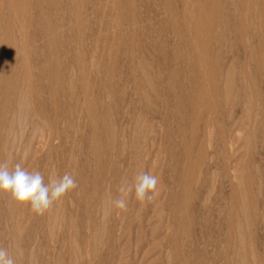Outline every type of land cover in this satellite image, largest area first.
<instances>
[{"label":"rangeland","instance_id":"374dc122","mask_svg":"<svg viewBox=\"0 0 264 264\" xmlns=\"http://www.w3.org/2000/svg\"><path fill=\"white\" fill-rule=\"evenodd\" d=\"M135 1L141 4H136L137 6L133 7L134 13L137 15L135 19L137 21L139 18L141 19L138 24L140 25L145 22V26H150L151 23H146V20L150 18L151 22L154 23L152 27L154 25L155 28L157 27L156 30L148 26L149 31L151 29L153 30H151L152 32L150 31V34L152 33L151 36L156 33L153 36L156 41L152 39V43L150 40L148 43L153 46L159 44L157 48L156 46L153 48L152 45L147 44L148 39L144 36L145 40L142 36L140 37V39H143V43H145L142 44V39H138L140 35L138 36L137 32L134 33L132 26L129 27L131 29L129 32L131 37L135 35L133 43L136 42L135 46L140 45L135 47L133 46L132 40H130L131 43L126 40H129L130 37L127 35L129 32L124 31V28H127L128 25L126 18L124 16L123 18L122 15L125 14L123 11H127L130 7L128 0H117L116 2L117 8L115 15H120L122 20L124 19V22L122 20L121 22L119 19L121 22L119 23L120 31H118L119 27L116 28V25L109 32L111 33L108 36L109 40H112L111 37L115 40L112 48V61L111 57L108 60L107 56H102L104 49L102 50L103 44H101V40L103 38L97 42L94 41L96 40V35L99 33L97 26H100L99 28H102L101 25L104 26L100 22L104 19V16H102L101 12L97 13L92 4H88L89 2L87 1V3L84 2V9H81V13L83 12V16L81 15V17H88V22L84 30L86 31L84 33V39L88 43L84 40L85 42L82 46L83 52H85L84 60L88 59V63L87 61L85 62L87 69L85 72L86 75L84 74L83 78L80 79V72L75 63L77 61L74 56V49L70 48L73 45L69 44L66 39L64 43L63 39V45L59 46V60L63 63L62 68H67L73 76L74 91H78L77 93L80 96H82L81 89H84L87 94L89 93L86 103L96 115H94L97 118L95 125L89 121L90 119L86 116V111L80 112L81 114L79 112H73L74 119L68 120L74 103L68 99L70 90L67 87L64 88L63 84V87L61 85L60 88H64L66 91L61 89L58 94V98H62L60 99L62 104L57 103L55 105L54 99H52V96L50 97L49 89L46 87L48 83L44 79L45 74H40L38 70L35 71L38 67L44 65V63L42 64V61L44 62L42 57L46 54L40 56L41 58L38 59L40 62L35 60L36 62L34 61L31 62V65L29 64L30 67H34L31 69L35 71L37 77H44L39 80L34 75L33 83L36 87V83L38 82L36 91H38L42 105L46 103L43 105V107L45 106L44 114L41 115L36 110V107L33 106V99L31 105V111L33 112L30 111L31 116L33 117L35 114L34 116L38 117L39 120L34 118L40 122L44 118H47L48 122L45 119L44 121L49 124L52 122L51 124L53 125H49L52 132L59 128L64 133L59 130L54 132L56 134L58 132L63 134H54L56 136L52 141L51 147H46L41 142V146H43L40 147V144L37 143L40 153H38L39 155L37 153L35 154V156L37 155L35 159V156L32 155L33 152H29L28 154L26 152L25 157L21 156L22 152L17 153L22 160L21 158L19 160L18 155L16 156V152H14L15 156L14 154L12 155L11 159H13L10 160V166H14L15 163L20 161L19 163L22 162L23 167L26 165L25 168L29 171L33 169L40 170L44 174L46 182L50 174L62 176L66 172L73 173L79 186L77 189L69 192L59 202L55 203L53 207L59 206V213L57 221L53 224L48 223L49 217L47 216V212L43 215H37L31 212L29 207L20 206L23 211L16 204L15 206L17 208L19 207L23 214L20 211L21 216L19 214L16 219H8L10 218L9 216L7 218L9 198L6 195H0V246L7 247L11 254H15V250L18 247L23 249L24 255L22 258H17V264H235L236 261V264H238L240 262L238 254H240L239 257L241 260L244 257L246 258L243 261L244 263L247 262L246 264H264V71H258L257 60L255 61V59L249 57L250 52L248 53L249 47L255 45L254 48H257L258 51L264 42H259L256 36H251L249 38L250 43L252 42L250 44L251 46H244L242 43L245 44L246 41H239V43L236 42L233 46H223V49H219L222 54L224 53V56L221 55L220 65L225 68L229 64H234L238 68L240 75L239 77L238 75L236 76L237 81H235V85L237 87L239 84H236V82L240 81L239 78L245 81L246 85L250 87V91L253 88V91L248 94L254 95L251 96V99L255 102H251V107L253 108H251L253 111L251 115L254 118L249 119L250 122L248 119L245 122L248 123L247 125L249 127L245 125L242 127L243 129H240L241 131H238L245 138V141L243 138L237 144V151L233 154L226 155L220 151L219 136H222L223 133L225 135L228 133V126H230V123L234 119L238 120L242 118L244 104L240 101V103L236 102L231 106L229 105L231 108L226 105L227 108L224 104L225 107L221 104L220 100L217 102L216 99H219L220 96L219 90L214 94L209 85L211 81V76L209 77V75L211 73L208 74V72H210L211 65L208 67L210 63L208 58L201 57L200 62L196 61L197 59L195 60L196 62H193L194 60L192 58L184 57L186 58L184 59L183 56L179 57V55V59L174 54L187 49L186 37L182 38L183 32L185 31L181 30V28L183 29L182 22H184L183 5L185 4V0ZM188 1H191L190 3L192 4L195 2V0ZM57 3L51 9L48 7L45 8L44 3L43 11L44 13L46 12V15L43 17L45 20H55L56 24L60 27L64 26L63 28L70 29L72 24L75 25L73 21L70 22L71 13L69 14L70 11L68 10L70 9V0H57ZM158 3L160 4L157 9L156 5ZM180 13L182 16V18L180 17L182 19L181 21H179L180 19L178 20ZM91 14L92 17L90 16ZM140 14L141 16H138ZM120 16L118 18H121ZM159 17L169 22V24H160L159 21L162 19ZM95 21L99 24L96 25L94 23ZM176 21H179V23H176ZM122 23H125L127 26H123L124 24L122 25ZM180 23L182 26H178ZM63 28L62 30L65 31ZM158 29L160 34L158 33ZM95 30H98L97 33ZM161 30L163 33L160 32ZM122 31L125 33H122ZM233 33V36L236 35ZM122 35L123 37L124 35L127 36V38L125 37L126 41L123 40ZM136 35L138 38H136ZM232 35L231 37H233ZM90 39L94 40L90 42ZM122 41L129 42L130 44L126 43L125 45ZM93 42L95 46L97 45L96 47ZM42 44H45L44 39H42ZM66 44L71 46H67ZM90 44H92V47ZM160 44L162 46L165 44V50L163 48L164 46L162 47ZM114 50L118 52L116 53ZM140 50L141 52H139ZM132 52H135V56L137 55L136 57L133 56L135 59L132 57ZM148 52L151 58H149L150 55ZM122 54L127 56L124 55L125 57L123 58ZM141 54H145V56L143 57ZM63 56L66 60L63 59ZM141 56L144 58L146 66L152 65L151 69L149 66L147 68L155 76L153 78L154 76L151 75L154 83H156L155 89L159 92L155 91L160 94V98H158L157 96L159 95L156 93L153 102L154 106L152 105L153 110H151L152 108L149 110V107H146V105L144 106V103L139 101V95H137L140 76L136 72V62L134 63L133 61H137V59L143 60ZM146 56L149 57L146 58ZM250 58H252V61ZM96 60L101 62L97 64ZM105 60H108L106 65L108 70L111 68L107 75V77L109 76L108 79L107 77L106 79H102L105 78L103 77L105 74L103 72L101 73L102 61ZM109 61L111 64H108ZM147 62L150 64H147ZM208 68L209 71H206ZM201 71H205V73L203 72L204 74L201 73V77L199 76L201 81L203 79L205 82V77L207 81L210 78V81L208 83L206 81L204 87H201L203 90L205 89L201 93L203 95H201L202 99L200 101H202H199L200 104L198 102L196 104L191 101L196 96V94H193V92L195 93L197 91L196 84L194 83H196V78L198 80V74ZM63 74L62 72V77L64 76ZM192 79H194V83ZM42 85L47 89H44ZM0 93H2L0 95V102L2 103L5 99L3 97L5 93L2 87ZM49 98L50 100L52 99L51 102ZM219 110L222 112H219ZM227 111L229 114L226 113ZM45 112L50 114L47 115ZM62 114H65V116ZM138 117L143 118V120L145 119V124L148 123V130L152 128L155 131L156 135L151 134V131L148 133L150 137L149 143L147 144L149 158L152 157L155 161L152 159L148 163L141 162L142 166L139 165L140 162L136 165L137 168L141 167L143 171L151 172L159 177L160 182L158 187L160 194L152 202L143 205L134 199V195L129 196L126 198L128 202L127 210H116L111 207L110 201L120 195L117 188L121 180L127 178L131 181L135 174L141 171V168H138L136 171L133 168L136 167V160L131 155L133 152H130L132 151L130 148L133 147V143H130L131 140L132 142L138 143L140 140L143 142L142 139H146H139L134 133L136 130L135 121ZM73 120L76 122H73ZM69 121L73 122L72 125L75 126L73 130L69 127ZM111 122L112 127L116 126L115 129L118 133V136L116 133L117 137L114 140L116 142L115 144L118 146L120 142L123 146L125 145L122 147L121 152H118L119 150L115 147L116 145L114 147L117 151L113 150V143H110L113 152L109 149L111 137L108 138V136H110L109 127L111 126ZM106 125L109 126L106 127ZM29 127L31 129V124L25 130L26 132H24L25 139H28L31 134ZM133 134L138 138L137 140ZM154 137H156L155 140ZM121 140H124V142H121ZM153 140L154 143H152ZM92 143L98 144L101 149L100 154L102 153V155H99V158H95L92 153ZM130 144L132 145L131 147L129 146ZM118 147L120 148V146ZM109 156L116 163V167H112L114 163H111L112 159ZM144 159H146V155ZM30 161L34 163L31 165ZM241 195L245 196L247 208H250L252 211L248 210V213H245L242 210L239 202ZM241 217L243 221L241 223L244 225L238 223ZM244 217L245 219H243ZM18 218L21 220V222H18V227H20L18 234L22 242H18L20 246L17 247L14 240V245L12 243L9 229H11L12 223H15L14 220L19 221ZM245 220L249 225L245 223ZM21 224H23L22 227L20 226ZM238 230H241L240 233L243 232L240 235H243L246 239L243 238L242 241L240 240V235L237 234L239 233L237 232ZM243 240H245V243H243ZM242 247L245 249L244 251Z\"/></svg>","mask_w":264,"mask_h":264},{"label":"bare ground","instance_id":"6f19581e","mask_svg":"<svg viewBox=\"0 0 264 264\" xmlns=\"http://www.w3.org/2000/svg\"><path fill=\"white\" fill-rule=\"evenodd\" d=\"M86 1L89 2L88 4H92V6L96 9V12L97 13L98 12H101L102 13V16H104V19H102L103 18L102 17L101 18L102 20L100 21L101 24H103L104 26L101 25L102 28H99L100 26H97L98 27V30H99V33L96 35V40L90 39V42H91V40H94V41L97 42L99 39H102L103 38L101 40L102 43L99 41L101 44H103L102 45L103 46L102 50L103 49L104 50L102 52V56H104V57L107 56L108 57V60H109V57H111V55H112L113 43L115 41V40H113L112 37H111L112 40H109V37L108 36H109V34L111 35V33H109L110 32V29L113 28V27L115 28V26L117 25L116 28L119 27V30L118 31H120V26H119L120 24L119 23H121L122 21L124 22V19L122 20V17L123 16L126 18V23L128 25L127 26V25H125V23H122V25L124 24L123 26H127V28H124L125 29L124 30L125 32L126 31L129 32V30H131L129 27L132 26L133 29H134L133 30L134 33L137 32L138 33L137 35L138 36L140 35L139 38L136 35L137 36L136 38H138L139 40L142 39V38L140 39L141 36L142 37L144 36L146 39H148V41L146 40L147 41V44H150V43H148L149 40L150 41L152 39L155 40L153 38V36L156 33L151 36L152 33L150 34V31L153 28L156 29L157 27L155 28V25L152 27V24H154V23L151 22L150 18H148L146 20V23H148V24L151 23L150 26L152 27V29L150 31H149V27H150L149 25L146 24L147 26H145V24H144L145 22H144L143 24L141 23L140 24L141 26H140L138 24V22H140L141 19L139 18L138 21L135 19V16L137 17V15H135L136 13H134L135 11L133 10V7H136L137 6L136 4H139L138 2L136 3L135 0H128L130 7L127 9V11H123L126 15L125 14L122 15V17L120 15H115V11H116V8H117V6H116L117 0H70L69 8L71 10L68 9L70 11L69 14L71 13L70 14L71 15V21L70 22L73 21L74 24H75V25L72 24V26H71L72 28L70 27V29H65V28H63L64 26L63 27L62 26L60 27L58 24H56V21L55 20H52L51 21L49 19V17H48L49 20H45V18L43 17V16L46 15L45 14L46 12L44 13V11H43L44 5H45V8L48 7L49 9H51V8L54 7L55 4H58L57 3V0H0V75H1L0 76L1 77L0 78L1 79V81H0V89L2 87V89L4 90V93H5L4 96L2 95L3 97H5V99L3 100L2 103L0 102L1 103V105H0V162L7 161L9 163V165H11L10 160L13 159V158L11 159V157H12L13 154L15 156V153L14 152H16V156L18 155L17 153L22 152L21 153V156L22 157H25V155H26L25 153L26 152H27V154L29 152H33L32 155L35 156L36 153L37 154L40 153L39 152L40 150L38 148L39 146H37V143L40 144V147H42L43 145L46 146V147H51L53 139L59 133V132L57 134L54 133L56 130H59V128L56 129L53 132L51 131V129L49 128V125L52 122L50 124L49 123H46L45 121H47V118L45 119L43 117L45 119V121L43 119V121H42L43 123H42V122L38 121L39 120L38 117H35L34 116L35 114L33 115V117L31 116V112H33V111H31V109H32L31 108V105H32L33 99H34L33 106L36 107V110H38L39 114H41V115L44 114V111H45L44 110V107L45 106L43 107V105L46 104L45 103V104L42 105V101L39 98L40 96L38 95V91H36L37 83L38 82L36 83V87H35V85L33 83V76L36 75L35 74V71H37V70L39 71L40 74H43V73L45 74V78L43 76L42 77L44 79H46V81L48 83V84H46V87L49 89L50 97L52 96V99H54L55 105L57 103L58 104L61 103L60 102V99H62V98L60 96H59L60 98H58V94L61 91V89H64L65 87H67L70 90V92H69V98L68 99H70L71 102L74 103V104L72 103L74 107L72 106L73 107L72 110L70 109L71 110V114L69 115L70 117H68V120L69 119H74L73 118L74 113H76V112L77 113L78 112L79 113L80 112L82 113V112L86 111V113H87L86 116H88V118L90 119L89 121H91V123L95 125V122L97 120V118L95 117L96 115L93 113V110L90 108V106L87 105V103H86L87 100H88V96H89L88 94L89 93L87 94V92L84 89H81L82 90V92H81L82 93L81 94L82 96H80V94L77 93L78 91H76V92L74 91V89H73L74 88L73 76L70 73V71L67 70V68H65V67L62 68L63 67L62 66L63 63H62V61L59 60V58H60L59 46L63 45L62 44L63 43V39H64V43H65V39H66L69 42V44L73 45L70 48L74 49V56L76 57V61H77L75 63L77 64V66H78L77 69L80 72V79L83 78L84 74L86 75L85 72H86L87 67H86L85 62L88 59H85L84 60V53L85 52H83L82 46H83L84 42L86 41L84 39V33L86 31H84V30L86 28V23L88 22V17H84V18L81 17V15L83 13V12L81 13V9L82 10L84 9V6H85V3L84 2H86ZM157 1H159V0H157ZM190 2L188 0H185V4L183 5L184 6L183 7L184 8V10H183L184 11V13H183L184 22H182L183 29L181 28L182 31L184 30L186 32V34H185V32H183L182 38H185L186 37L185 38V42H187V44H186V46H187L186 48L187 49H184L182 51L180 50L181 52L178 51L180 53H177L176 51H174V52H176L174 54H176L177 57L180 55L179 57L183 56V58L184 57H186V58H192L194 60L193 62H196V61H199L200 62V60L202 59L201 57L208 58V60L210 61V63L208 64V67L211 65L210 66V72H208V74L211 73L209 75V77L211 76V81H210V78H208L209 81H210L209 85H210V89L213 91L214 94L217 93V91L219 90V95L220 96H219V99H216L217 102H219V100H220L221 101V104L222 105L224 104L225 106L226 105H228V106L230 105L231 106V105H233L236 102H239L240 103V101L243 102L244 109H243L242 118L241 119H238V120L234 119L233 121L231 120L232 122L230 123V126H228V133L225 135L222 132L223 133L222 136L221 135L219 136L220 137V140H219L220 141L219 142L220 143V147H219L220 148V151H222L226 155L227 154L228 155L229 154H233L234 152L237 151V146H238L237 144L240 143V141L243 140V138H244L243 136H241V134H239L238 131L240 129H243L242 127L245 126V125L249 127V125H247L248 123H245L246 120L248 119V121H249V119L251 120V118H254L251 115L252 112H253L251 110V108H252L251 107V102H254V100L251 99V96H254V95H251V94L249 95L248 94V93H250V92L253 91V88H251L252 90L250 91V89H249L250 87H248L246 85L245 81H243L241 78H239V80H240V81L238 80L239 82H236V84L239 83L240 86L238 84L237 87H236V85H235V81H237L236 76L238 75V77H239V75H240L239 74V71H238V68H236V66H234V64H229L225 68L222 67L220 65V58H221V55L224 56L223 55L224 53L222 54L220 52L221 50L219 51V49H223L222 48L223 46H227V47L228 46H233L236 42L239 43V41H241V42H245L246 41L245 44L244 43H242V44L244 46H247V47L248 46H251L250 44H252V42L250 43V40H249V38H251V36H256V38H257V40L259 42L260 41L264 42V0H195V2H193L194 4H192ZM160 3H158L156 5L157 6V9L159 8V4ZM139 5H141V4H139ZM65 7H67V6H65ZM90 16L92 17V14ZM119 16L121 18H118ZM138 16H141V14L138 15ZM156 16H158V15H156ZM178 16H179L178 20L180 19V17L182 18L181 13ZM43 18H44L45 21L43 20ZM53 19H55V18H53ZM96 19H98V18H96ZM119 19H120V21L121 20L122 21L120 22ZM160 19H162V18H160ZM176 19H177V16H176ZM181 20L182 19H180L179 21H181ZM179 21L178 22L176 21V23H179ZM57 23H58V21H57ZM94 23H96V25L99 24L97 21H95ZM159 23L160 24L162 23V24H165V25L166 24H169V22H167V21H165L163 19L161 21H159ZM174 25H177V24H174ZM179 25H181V23L178 24V26ZM62 28L66 31V33H65V31L62 30ZM174 28H176V27H174ZM136 29H137V31H136ZM98 30H95L96 33H97ZM115 31H117V29H115ZM124 31H122V33H125ZM160 32H162V30ZM232 32H234L236 35L233 36L232 35ZM158 33H159V29H158ZM249 34H251V35H249ZM127 35L130 37L129 40L126 39L127 36H125V35H124V37L122 35V37L124 38V39L123 38L122 39L124 41L127 40L129 42H130V40H132V43H133L134 38H135L134 37L135 35L131 37L130 32ZM179 35H180V33H179ZM231 35L233 37H231ZM131 38H133V39H131ZM145 38H144V40H145ZM42 39H44V43H45L44 45L42 44ZM139 40H137V41H139ZM254 40H251V41H254ZM67 41H66V43H68ZM152 41H151V43H152ZM248 41H249V43H248ZM129 42H123L122 41V43H124L125 45H126V43H129ZM141 42H142V44H145V43H143V39L141 40ZM135 43H133L134 45L133 44L132 45L135 46L136 45ZM163 43H164V41H163ZM257 44H258V42H257ZM71 45H67V46H71ZM90 45L92 47V44H90ZM132 45H131V47H132ZM139 45H137V46H139ZM151 45L152 44H150V46ZM158 45L159 44L154 45V46H156V48H157ZM261 45H262V47L258 51H257V48H254L255 45L252 46V47H249L250 49H249L248 53L250 52V56L249 57H252L253 59H255V61L257 60V63H258V68L257 69H259L258 71H261L262 70L261 72H263L264 71L263 70L264 69V49H263L264 48V43H262ZM94 46H95V43H94ZM137 46H135V47H137ZM154 46H153V48H154ZM160 46H162V45L160 44ZM163 46L162 47L165 50V47H166L165 44H163ZM144 47H147V46H144ZM149 48L151 49V47H149ZM224 48H226V47H224ZM227 49H226V51H228ZM114 51L116 53L118 52L116 50H114ZM158 51H161V50H158ZM245 51H246V49H245ZM135 52H132V57L135 56ZM139 52H141V50ZM164 53H166V52H164ZM137 54H138V52H137ZM148 54H149V52H148ZM171 54H169V56ZM41 55H45L44 57H42L44 59V62L42 61V64L44 63V65L42 67H38V69L35 68L36 70L34 71L33 69H31L33 66L30 67L29 64L31 65V62H34L35 60L37 61L39 58H41L40 57ZM122 55H123V58L125 56H127L125 54H122ZM172 55H171V57H172ZM142 56L144 57L145 54L142 55ZM142 56H141V58H143ZM226 56H228V55L226 54ZM87 57H88V55H87ZM120 57H121V55H120ZM130 57H131V55H130ZM135 57H133V58L135 59ZM139 57H140V55H139ZM148 57L146 56V58H148ZM90 58H91V56H90ZM115 58H116V56H115ZM117 58H118V56H117ZM146 58H145V60H146ZM149 58H151V55H150ZM186 58H184V59H186ZM252 58H250L251 61H252ZM63 59H65L64 56H63ZM130 59H132V58H130ZM91 60H93V59H91ZM38 61L40 62V60H38ZM107 61L106 60L105 61H102V63H103V64L101 63L102 64L101 65L102 68L99 67V66H97L98 68H101L102 69L101 73L103 72L105 74V76H103L105 78H102V79H106L107 75L109 74V70L111 69L110 68L108 70V68L106 66L107 65ZM111 61H112V57H111ZM203 61H204V59H203ZM205 61H207V60H205ZM100 62L101 61H97V64H99ZM109 62H108V64H111V62L110 63ZM133 62L134 63L136 62V64H135L136 66L135 65H133V66H135L137 68V71L136 72L140 76L139 77L140 78V84L138 85V89H137V93H138L137 95H139L138 98L140 99L139 101L143 102L144 103L143 104L144 106L146 105V107H149L148 108L149 110L151 108H152L151 110H153V106H154L153 105V102H154V98H155L156 93H157L156 91H158V90L155 89V87H156L155 84L156 83H154V80L152 79V76H154V75L151 74L150 71H149L151 69V66L152 65L151 66L148 65L150 67V69L147 68L148 66H146V62L144 61V58H143V60L142 59H137V61H133ZM148 62H147V64H150ZM150 62H151V60H150ZM87 63H88V61H87ZM97 64H95V65H97ZM157 64H158V62H157ZM184 64H185V61H184ZM194 64H197V63H194ZM206 65H205V67H206ZM255 65L257 66V64H255ZM73 69H74V67H73ZM138 69H139V71H138ZM195 69H196V67H195ZM92 70H94V69H92ZM206 71H209V68ZM62 72L64 73L63 74L64 75L63 77L61 76V73ZM139 72H140V74H139ZM151 72H152V70H151ZM203 72L205 73V71H203ZM203 72L202 71L199 72V74H198V80H196L197 78L195 79V82L196 83H194V79H192L193 80V83L196 84L195 87H197V91L195 93L193 92V94H196V96L195 97L193 96L194 99L191 98V99H193L191 102H194L196 104H197V102H198V104H200L199 101H200V99H202V96L201 95H203L201 93L205 90V89L203 90L202 88L204 87V84L207 81V78L206 77L204 78V79H206L205 82L203 81V79H202L203 82L201 81V78H200L201 76L200 75H201V73L204 74ZM133 73H135V72H133ZM196 73H197V71H196ZM263 74H264V72H263ZM206 76L208 77L207 74H206ZM251 76H252V74H251ZM42 77H40V76L37 77V75H36V78H38L39 80H41L40 78H42ZM108 78H109V76L107 77V79ZM153 78H155V76ZM209 81H207V83ZM80 83H81V81H80ZM184 83H186V82H184ZM62 84L64 85V88H60ZM63 85H62V87H63ZM42 87H43V85H42ZM79 87H81V85H79ZM252 87H253V85H252ZM43 88L44 89H47L45 87H43ZM40 89H41V87H40ZM254 89H256V88H254ZM38 90H39V87H38ZM64 91H66V90L64 89ZM123 92H125V91H123ZM188 92H190V91L188 90ZM240 92H242V93H240ZM255 93H256V91H255ZM1 94L2 93H0V95ZM204 94H205V92H204ZM157 95H159L157 97L160 98V94L157 93ZM175 97H177V96H175ZM57 99H58V102H57ZM176 99H178V98H176ZM49 100H50V98H49ZM51 100H50V102H51ZM155 101H156V99H155ZM85 103H86V105H85ZM63 104H65V103L63 102ZM196 104H195V106H196ZM50 105H53V104H50ZM180 105H182V104H180ZM69 108H70V106H69ZM54 110H55V107H54ZM219 112H222V111L219 110ZM230 112H232V111H230ZM63 113H65V112L63 111ZM149 113H151V112H149ZM226 113L229 114L228 111ZM48 114H50V113H48ZM36 115L38 116L37 113H36ZM41 115H40V117H42ZM62 115L65 116V114H62ZM34 117L37 118L38 120H36ZM58 117H59V115H58ZM51 119H52V117H51ZM56 120H57V118H56ZM75 120H73V122H76ZM54 121H55V119H54ZM69 122H70L69 127L72 128V129L70 128L71 130H73L75 128V126L72 125L73 122H71V121H69ZM30 124H31V129H30V127H29V129L31 130V134H30V136H29L28 139L27 138L25 139L24 138V132H26L25 130L27 129L28 126H30ZM46 124H48V125H46ZM76 124H78V123H76ZM52 125L53 124H51L50 126H52ZM147 125H148V123L145 124V119L143 120V118L141 119L140 117H138V119L135 121V129L136 130H135L134 133H135L136 137H138L139 139L140 138L141 139L142 138H146L145 140L142 139L143 142H141V140L138 143L132 142V140L130 142V143H133V147L130 148V150L132 149V151H130V152H133L131 155L134 156V158L136 160L135 161V165L137 163H139V162H140L139 165H141V162L148 163V162L152 161V159H154L152 157L149 158V152H148V149L149 148H148L147 144L149 143V137H150V135H148V133L151 131V134H154V135H156V134H155V131L152 130V128H150L151 130H148L149 127ZM107 126H109V125H106V127ZM109 128H110V131H109L110 136H108V138L111 137L110 138V142H109V147L111 145L110 143H113V147H114L116 145L115 144L116 142L114 140L116 139L115 137L118 136V133H117V131L115 129L116 126L115 127H112V122H111V126ZM80 130H81V128H80ZM107 130H109V129H107ZM59 131L61 132L62 130H59ZM94 131H97V130H94ZM107 132H106V134H107ZM63 133H59V134H63ZM116 133H117V136H116ZM54 134H56V135H54ZM245 134H246V132H245ZM135 135H134V138H136ZM138 138H136V140ZM155 138L156 137H154V140H155ZM24 139H25V141H24ZM124 140H125V138H124ZM124 140H121V142H124ZM154 140H153L152 143H154ZM108 141H109V139H108ZM244 141H245V138H244ZM40 142L43 144L42 146H41V143ZM118 142H119V140H118ZM93 143H92V146H91L92 147V153H93V155H94L95 158H97V157L99 158V155H102V153L100 154L101 149L98 146V144H93ZM119 143H118V146H120V148L117 145L115 147L118 148V150H119L118 152H121L122 151L121 149H123L122 147H124L125 145L123 146L122 143H120V144ZM127 143H129V142H127ZM129 146L131 147L132 145L130 144ZM115 147H114L113 150L114 151L115 150L117 151V149ZM106 148H107V145H106ZM109 149L111 150V147ZM125 151H126V149H125ZM111 152H113V151L111 150ZM116 153H114V154H116ZM145 155H146V159H144V156ZM19 156L20 155H18V159L21 158ZM103 156H105V155L103 154ZM36 157H37V155L34 157V159ZM134 158L131 157L132 160H134ZM21 160H22V158H21ZM154 161H155V159H154ZM32 163H34V162H31V165H32ZM111 163L112 164L114 163V166H112L113 168L117 166V165L115 166L116 163L113 161V159H112V162ZM24 167H26V165ZM99 167H101V166H99ZM133 168H135V171H136V170H138V168H141V167H138L137 168V165H136V167H133ZM141 170H142V168H141ZM238 195H239V193H238ZM245 199H246L245 196L244 195H241L239 202H240V205H241L242 210L246 213L248 210L250 211L251 209L250 208L249 209L247 208V202H246ZM237 200H239V199L237 198ZM16 206H15V204L9 198L8 199V215H7V218H8V216L10 218H8V219H16V217H18V215L20 214V211L23 210V209H21L20 206L19 207H20L21 210L19 209V207L17 208ZM58 207H55V208L52 207L51 209H49L48 211H46L47 212V216L49 217V222H48L49 224H53V223H55L57 221L58 213H59V208ZM57 208H58V210H57ZM103 210H105V209H103ZM21 214H23V212ZM21 214H20V216H21ZM241 214H243V212H241ZM245 217H246V215H245ZM245 217L243 219H245ZM241 219H242V217L240 218V222H238V223H241V221H242ZM18 220H19V218H18ZM14 221H15V223H12V227H11V229H9V233H10V235L12 237V243H13V240H14L15 245L18 247V246H20V245H18V242L21 241L19 239V236L20 235L18 234V231H20L19 230L20 227H18L19 226V223L18 222H21V220H19V221L14 220ZM14 221H12V222H14ZM8 222H9V220H8ZM6 223H7V221H6ZM245 223H247L249 225V223L246 222V220H245ZM9 224H10V222H9ZM241 224H243V223H241ZM22 225L23 224H21L20 226L22 227ZM245 230H246V228H245ZM240 231L238 230L237 232H239V233H237V234L240 235L241 233H243V232L240 233ZM28 234H29V232H28ZM26 236L28 237V235H26ZM29 237H30V235H29ZM239 238L242 241V239L245 238V237L243 235H240ZM240 240H238V241L241 242ZM244 241L245 240H243V243H245ZM240 244H242V243H240ZM13 245H14V243H13ZM243 247H245V246H243ZM239 249L242 251L241 248H239ZM245 249H246V247H245ZM245 249L243 248V251ZM239 253H240V251H239ZM246 253H247V250H246ZM239 256H240V254H238V258L240 260V262L238 264H246L247 262L246 263L243 262V261H245L244 259H246V258L243 256L244 259L241 260V258ZM236 262H235V264H236Z\"/></svg>","mask_w":264,"mask_h":264},{"label":"clouds","instance_id":"9594fccd","mask_svg":"<svg viewBox=\"0 0 264 264\" xmlns=\"http://www.w3.org/2000/svg\"><path fill=\"white\" fill-rule=\"evenodd\" d=\"M159 182L157 175L143 170L138 171L131 181L123 178L117 188L120 195L111 199V207L126 211V198L133 195L142 205L152 202L160 194ZM78 186L73 173L50 174L46 182L38 169L29 171L19 162L11 167L7 161L0 162V195L8 196L17 206L29 207L37 215H43ZM23 255V249L17 248L15 254H11L7 247L0 246V264H17V258Z\"/></svg>","mask_w":264,"mask_h":264}]
</instances>
